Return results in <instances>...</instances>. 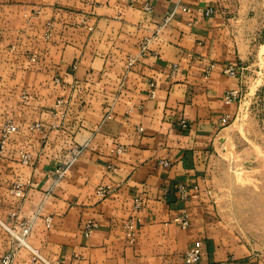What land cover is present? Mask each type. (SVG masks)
Instances as JSON below:
<instances>
[{"label":"crops","instance_id":"0c3cea01","mask_svg":"<svg viewBox=\"0 0 264 264\" xmlns=\"http://www.w3.org/2000/svg\"><path fill=\"white\" fill-rule=\"evenodd\" d=\"M254 3L0 0V146L4 124L19 127L0 161V264L11 251L13 264H186L196 245L199 264H264L208 184L216 159L230 158L227 125L238 109L224 97L240 78L224 68H247L264 47V11ZM210 7L218 11L209 15ZM18 181L25 198L11 192ZM182 183L191 185L186 199ZM100 186L111 192L98 196ZM182 211L188 228L174 221ZM131 218L134 243L123 227ZM23 221L29 246L8 229L21 233Z\"/></svg>","mask_w":264,"mask_h":264},{"label":"rangeland","instance_id":"374dc122","mask_svg":"<svg viewBox=\"0 0 264 264\" xmlns=\"http://www.w3.org/2000/svg\"><path fill=\"white\" fill-rule=\"evenodd\" d=\"M264 11V0H254ZM243 95L228 126L230 158H218L209 187L221 214L264 258V47L242 70Z\"/></svg>","mask_w":264,"mask_h":264},{"label":"built area","instance_id":"2783aa9c","mask_svg":"<svg viewBox=\"0 0 264 264\" xmlns=\"http://www.w3.org/2000/svg\"><path fill=\"white\" fill-rule=\"evenodd\" d=\"M145 10L150 12L152 10V6L149 3L145 4ZM184 10L188 11L189 8H185ZM218 10L216 8L210 7L206 10L207 14H214L216 13ZM50 35V32H49ZM147 49V43L142 45V47L140 48L139 53L134 56L131 57L129 59V65L130 67L133 66L134 64H136V62L145 54V51ZM215 65L212 64L210 66V68L214 67ZM245 69L239 65H229L227 67L224 68V73H226L229 76L232 77H239L240 81H241V85L238 88H233L227 91L224 100L227 103H234V102H240L241 97L243 95V88H242V70ZM180 70L179 66L177 64H174V66L172 67V74L175 75L178 71ZM151 85V90H150V96L152 98H154L156 96L157 93V83L156 81H152L150 83ZM24 98L27 99L28 95L24 94ZM227 122V119H225L223 121V124L225 125ZM181 125L183 127L187 126V122L186 120H183L181 122ZM35 128H39L40 125L36 124L34 126ZM19 129L18 125L16 123H14L13 121H7L3 128H2V141H1V146H0V161L2 160V158L4 157V152H5V147H6V143L7 140L9 138V136L14 133L17 132ZM124 148L123 147H117L114 152L117 153H122L124 152ZM82 151L81 147H74L72 152L74 155H78L80 154ZM20 158L22 163L24 164H31L32 162V156L29 152H25L22 151L20 152ZM161 164L167 166L170 164L169 161L163 160L161 162ZM108 168L111 170H116V166L114 164H109ZM190 188L191 185H189L188 183H182L179 184L178 186V195L180 196V198L182 199H186L188 198V196L190 195ZM111 187L110 186H100L97 189V194L100 197H106L110 192H111ZM11 192L12 194L19 196L20 198H25L27 195V191H26V187L24 185L23 182H15V184L13 185V187L11 188ZM143 200L140 197H136L135 198V207L138 209H141L143 207ZM51 217H47L46 221L47 224L50 225L51 224ZM174 221L179 224L182 228H188L191 224L190 222V217H189V213L187 211H182L178 216H176V218L174 219ZM96 226V223L92 220L88 221L86 226H85V234L87 236H89L92 232H93V228ZM124 231L126 233V236L129 240L130 243H134L137 239L138 236V228L136 225V222L134 219H128L124 225ZM20 228H21V233H17V231H15L14 229L8 228L12 234H14L16 236V239L18 240L19 244L25 245V246H29L27 243V237L29 235L30 232V226L28 224L27 221H23L20 223ZM35 258L36 259H40L43 261H46L45 258H43V256L38 252V250H33ZM14 256H15V252L11 251L9 253H7L1 260V264H13L14 262ZM202 257V250L201 247L196 245L194 247H191L190 249L187 250L186 254H185V262L186 264H199L200 260ZM47 262V261H46ZM48 264H53L50 262H47Z\"/></svg>","mask_w":264,"mask_h":264}]
</instances>
